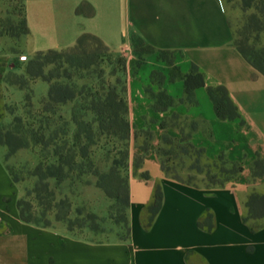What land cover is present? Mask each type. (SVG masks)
<instances>
[{
    "label": "crops",
    "instance_id": "0c3cea01",
    "mask_svg": "<svg viewBox=\"0 0 264 264\" xmlns=\"http://www.w3.org/2000/svg\"><path fill=\"white\" fill-rule=\"evenodd\" d=\"M84 3L93 16L76 13ZM25 8L30 34L23 39L31 56L72 47L81 35L92 34L126 59L131 231L125 241L93 242L74 237L65 223L47 229L23 223L18 186L0 158V264H264V227L252 233L243 222L250 195H264V174L255 172L256 161H264V76L253 78L255 70L235 45V20L243 18L242 10L224 0H25ZM261 42L264 46V33ZM193 67L205 86L194 91L191 105L184 101L185 76ZM219 86L228 90L237 119L216 115L207 88ZM161 93L173 104L158 110ZM144 130L152 134L150 149L134 169L135 156L142 154L134 135ZM164 137L176 142L189 137L208 161L224 156L243 172L215 189L170 180L158 156ZM157 184L162 208L145 230ZM207 210L215 215L212 233L198 227Z\"/></svg>",
    "mask_w": 264,
    "mask_h": 264
},
{
    "label": "trees",
    "instance_id": "16d2710c",
    "mask_svg": "<svg viewBox=\"0 0 264 264\" xmlns=\"http://www.w3.org/2000/svg\"><path fill=\"white\" fill-rule=\"evenodd\" d=\"M227 4L240 2L244 13H251L246 17L242 28L236 31L235 45L244 59L252 66L256 74L264 76V46L260 45L261 35L264 33V0H224ZM20 28L14 26L0 32V39L4 36L21 39L30 34L27 24L25 0ZM88 10V11H87ZM252 11V12H251ZM76 13L94 15L92 6L88 3L80 5ZM136 44L150 51L143 41L136 40ZM10 51L16 55L17 52ZM171 64V59L169 60ZM112 66L111 76L116 77L115 83L107 80L103 65ZM94 70L97 84L92 86L84 82L83 73ZM126 59L116 56L112 50L98 37L83 34L76 44L62 50H47L36 52L24 66V74L15 76L17 81L11 86L24 92L26 109L32 111L26 118L16 117L11 130L0 128V147L7 148V155L13 156L19 151L37 149L39 162L29 176L36 180L32 189L27 190L25 198L17 201V209L23 223L40 228H51L55 222L65 223L70 232L88 223L95 222L98 217L94 214H84L81 209L75 210L78 218L72 219L73 207L68 196H62L61 187L65 183L72 186L81 184L87 176L97 180L96 187L103 191L111 200L122 205V224L126 237H130L128 209L130 206V191L128 172L130 168V143L132 132L128 119V104L126 100ZM91 79V78H88ZM43 81L49 85L48 95L33 103V92L28 88L30 83ZM185 102L196 104L194 91L204 87L202 74L196 67L185 76ZM207 92L214 104L218 118L235 120L239 117L236 106L224 86L209 87ZM155 109L161 110L172 106V99L165 93L158 96ZM81 103L84 116H73L69 122L60 109L74 102ZM91 114L95 121L87 122L85 118ZM29 117H28V116ZM28 117V118H27ZM0 120L2 118L0 116ZM70 125H74L75 133L70 134ZM97 125V128L94 126ZM54 127V130H51ZM99 138L113 139L121 147L117 150V158L106 168L101 169L91 160L87 145L94 144V133ZM138 142L141 155L135 156L133 167L142 166L144 156L149 152L152 134L144 130L134 135ZM85 141V143H84ZM161 168L166 178L180 184L207 189L225 187L243 172L241 164L231 162L224 156L215 162H210L203 149L191 144L189 137H183L176 142L168 137L163 138L162 146L158 149ZM187 158L191 161L187 169V176L178 171V167L171 165L172 160ZM7 170L14 185L20 180L15 174ZM257 176L264 174V161L257 160L255 164ZM148 179L147 173L142 174ZM60 191V192H59ZM58 192L60 194H58ZM163 203V191L157 184L151 202L146 208L144 228L149 230L160 212ZM248 214L243 222L250 226L252 233L264 227V195L252 193L247 202ZM82 219V220H81ZM198 227L208 233L216 228L215 215L207 210L200 218Z\"/></svg>",
    "mask_w": 264,
    "mask_h": 264
},
{
    "label": "rangeland",
    "instance_id": "374dc122",
    "mask_svg": "<svg viewBox=\"0 0 264 264\" xmlns=\"http://www.w3.org/2000/svg\"><path fill=\"white\" fill-rule=\"evenodd\" d=\"M230 6L234 10H241L239 1L230 4ZM22 9L23 0H0V32L8 29L10 26H14L17 30L20 28L23 13ZM243 14V18L241 16L235 20V23L238 24L237 30L242 28L241 26L246 17L251 13L246 14L243 12ZM260 43V45H262L261 41ZM12 49L17 52L16 55L9 53ZM21 50L30 55L23 38L18 40L4 36L0 39V116L2 118L0 128L3 130L13 129L16 117L26 118V114L32 112L26 109L24 92L18 90L17 87L11 86L12 82L17 81L15 76L24 74V66L32 57L31 55L29 56L22 53ZM25 55L28 56V58ZM102 67L105 70V78L115 83L116 77L111 76L113 67L108 64ZM83 75L85 76V81H78V84L81 85L84 84V82L92 86L97 84V81L94 80V70H91L89 73H83ZM28 88L33 92V103L37 108L38 102L48 95L49 85L43 81H36L30 83ZM59 113L69 122H71L73 116H84V113L81 112V103L78 101L61 108ZM85 120L87 122H93L95 118L89 114ZM94 127L97 128V125ZM69 128L70 134L73 135L76 131L74 125H70ZM51 130H54V127ZM94 135V144L87 145L92 157L91 160L96 166L104 169L117 158L116 153L121 145L118 141L113 139H100L97 132H95ZM129 146L131 149V143ZM7 154L8 153L0 151V158L20 180L17 184L19 199L25 198L27 190L32 189L36 182L35 179L29 176V171H32L39 162L38 151L37 149L34 150L30 148L29 150L19 151L13 156H8ZM170 163L171 165L177 166L178 171H180L182 175L185 174L184 177L187 176V169L191 164L189 159L180 157L172 160ZM96 183L97 180L94 177L87 176L83 179L81 184L72 186L70 183H65L61 187L62 196H68L72 203L73 220L78 218L75 213L77 209L84 211V214L90 213L98 217V220L95 222L88 223L81 228H75L73 236L93 242L120 241L126 237L123 225L118 224V222L122 220L123 207L116 201L110 200L103 191L96 187ZM59 192L58 194H60ZM51 219L53 225L58 224V222L54 221V218Z\"/></svg>",
    "mask_w": 264,
    "mask_h": 264
}]
</instances>
